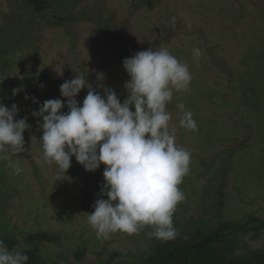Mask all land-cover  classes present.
Listing matches in <instances>:
<instances>
[{
    "label": "rangeland",
    "instance_id": "1",
    "mask_svg": "<svg viewBox=\"0 0 264 264\" xmlns=\"http://www.w3.org/2000/svg\"><path fill=\"white\" fill-rule=\"evenodd\" d=\"M18 2L0 0V32L15 21L20 22L22 35L31 21L26 16L27 5ZM73 3L66 10L52 6L37 16V24L24 33L26 38L17 41L15 62L1 63L7 75V104L0 102L9 109L16 104L17 119L26 118L30 125L23 133V152L0 154L8 157L1 160L10 196L3 212L10 224L18 231L40 229L63 238L83 224L89 228L85 240L95 245L96 230L88 223L87 214L100 198L105 166L88 172L72 157L66 179L55 164L42 161V120L32 113L46 100L61 99L66 105L60 85L76 74L88 76V83L101 95L98 84L115 90L123 103L128 97L124 85L130 79L123 68L124 59L161 47L186 63L192 75L189 89L174 92L167 105L176 143L191 153L190 171L179 186L184 187L185 200L175 213L181 215L187 208L194 219L198 217L207 207L199 201L201 191H209L206 184L214 177L213 194L226 202L223 212L227 217L252 214L264 219V0ZM58 10L63 22L55 19ZM195 48L200 49L199 57L193 54ZM97 74H104L105 79L98 81ZM13 90H18L16 95ZM86 95L87 89H82L76 97L81 106ZM181 103L192 111L197 131L180 127L182 112L177 105ZM62 111L67 112V107ZM13 164L23 171L15 174ZM209 168L212 177L207 174ZM207 198L211 200V195L203 196V200ZM99 240L85 254V262L98 261L96 253L102 245L107 249L101 259L109 261L120 254L114 256L113 264H122L143 248L135 234L117 232ZM243 242L250 249L261 248L264 230L258 241L244 237ZM46 247L50 253L59 251L51 243Z\"/></svg>",
    "mask_w": 264,
    "mask_h": 264
},
{
    "label": "clouds",
    "instance_id": "2",
    "mask_svg": "<svg viewBox=\"0 0 264 264\" xmlns=\"http://www.w3.org/2000/svg\"><path fill=\"white\" fill-rule=\"evenodd\" d=\"M193 54L199 57L200 49H193ZM123 68L130 77L123 103L115 90L98 84L101 95L88 83V76L76 74L60 85L66 105L61 99L46 100L32 113L42 120L41 159L55 164L66 179L72 157L88 172L105 166L100 198L93 212L86 213L99 238L108 239L117 232L138 234L150 226V236L172 241L178 235L172 218L185 200L179 186L190 171L191 153L176 143L167 105L174 92L189 89L192 75L188 65L165 47L137 52L124 59ZM97 79L102 82L104 74H97ZM82 89H87V95L81 106L76 97ZM65 106L67 112L62 111ZM177 107L182 112L180 127L197 131L192 111L182 103ZM17 116L16 104L9 109L0 102V154L25 150L23 133L30 125ZM12 167L17 175L23 171L18 165ZM28 261L27 254L10 250L0 240V264Z\"/></svg>",
    "mask_w": 264,
    "mask_h": 264
},
{
    "label": "trees",
    "instance_id": "3",
    "mask_svg": "<svg viewBox=\"0 0 264 264\" xmlns=\"http://www.w3.org/2000/svg\"><path fill=\"white\" fill-rule=\"evenodd\" d=\"M13 1L19 4L18 0ZM19 1H22L25 6L27 5L26 16L31 21H28V24L24 26L22 35V31L18 30L20 22L16 23L15 21L14 24L0 32V46L2 47L0 51V100H3L5 104H7V93L5 92L7 75L4 73L1 63L11 65L15 62L16 45L20 40L26 38L24 33L29 32L34 27V23L37 24L35 19L37 16L52 6L66 10L75 5L73 0ZM56 15L59 16L55 17L56 21L63 22L59 10ZM70 18L73 17L70 16ZM212 172V169L209 168L207 174L212 177ZM214 179V177L211 178L206 184L209 191H201L202 200L199 201L201 204H206L207 207L201 211L202 213H198V217L194 219L187 208L182 209L184 213L181 215L174 213L172 220L178 233L176 239L167 242L158 240L149 235V231H153V229L145 226L138 234H135L137 242L143 243V248L136 250L122 264H264V245L258 249H250L243 242L244 237L258 241L264 230V219L252 214L243 215L241 218L227 217L223 212L227 206L226 202L220 196L213 194ZM6 181L5 167L0 159V240L10 250L16 249L27 254L29 257L27 264H58L54 260H62L63 264H111L114 262L112 260L120 257V254L116 253L115 259L114 256L109 261L101 259L107 249L105 245H102L98 247L101 251L96 253L99 260L95 263L85 262V254L100 243V238L98 236L94 238L95 245H88V241L85 240V232L89 228L83 224L81 229H72L71 236L65 235V233V238L60 234L53 236L40 229L37 231L16 230L3 212L5 202H8L10 198L9 191L6 189ZM183 188L181 187V189ZM204 195H211V200H208L210 196L203 200ZM212 201L214 203L211 205ZM48 243L58 247L59 251L50 253L46 247ZM65 251L66 254H64Z\"/></svg>",
    "mask_w": 264,
    "mask_h": 264
}]
</instances>
